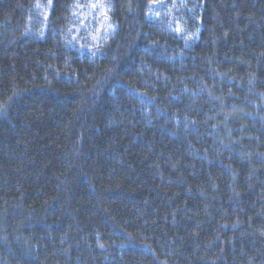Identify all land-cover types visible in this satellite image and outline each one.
<instances>
[{"label":"trees","instance_id":"obj_1","mask_svg":"<svg viewBox=\"0 0 264 264\" xmlns=\"http://www.w3.org/2000/svg\"><path fill=\"white\" fill-rule=\"evenodd\" d=\"M88 3L0 0V264H264V0Z\"/></svg>","mask_w":264,"mask_h":264},{"label":"rangeland","instance_id":"obj_2","mask_svg":"<svg viewBox=\"0 0 264 264\" xmlns=\"http://www.w3.org/2000/svg\"><path fill=\"white\" fill-rule=\"evenodd\" d=\"M96 5V7H93ZM82 11L77 18L82 21L83 25L86 26L91 23L89 38L93 42L95 35L105 33L106 29L111 27V23L108 19V10L106 8V0H90V3L81 7ZM102 32V33H103Z\"/></svg>","mask_w":264,"mask_h":264},{"label":"snow or ice","instance_id":"obj_3","mask_svg":"<svg viewBox=\"0 0 264 264\" xmlns=\"http://www.w3.org/2000/svg\"><path fill=\"white\" fill-rule=\"evenodd\" d=\"M93 7H96V5H93ZM179 31V29H177Z\"/></svg>","mask_w":264,"mask_h":264}]
</instances>
